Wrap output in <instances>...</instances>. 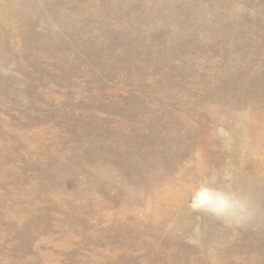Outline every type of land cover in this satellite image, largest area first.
Listing matches in <instances>:
<instances>
[{
    "label": "rangeland",
    "instance_id": "1",
    "mask_svg": "<svg viewBox=\"0 0 264 264\" xmlns=\"http://www.w3.org/2000/svg\"><path fill=\"white\" fill-rule=\"evenodd\" d=\"M0 264H264V0H0Z\"/></svg>",
    "mask_w": 264,
    "mask_h": 264
},
{
    "label": "clouds",
    "instance_id": "2",
    "mask_svg": "<svg viewBox=\"0 0 264 264\" xmlns=\"http://www.w3.org/2000/svg\"><path fill=\"white\" fill-rule=\"evenodd\" d=\"M189 206L197 213L210 215L228 225L243 224L255 212L250 192L231 185L216 186L215 179L202 182L194 189Z\"/></svg>",
    "mask_w": 264,
    "mask_h": 264
},
{
    "label": "bare ground",
    "instance_id": "3",
    "mask_svg": "<svg viewBox=\"0 0 264 264\" xmlns=\"http://www.w3.org/2000/svg\"><path fill=\"white\" fill-rule=\"evenodd\" d=\"M168 194V191L166 192V195Z\"/></svg>",
    "mask_w": 264,
    "mask_h": 264
}]
</instances>
